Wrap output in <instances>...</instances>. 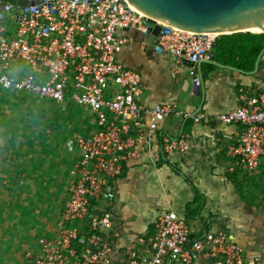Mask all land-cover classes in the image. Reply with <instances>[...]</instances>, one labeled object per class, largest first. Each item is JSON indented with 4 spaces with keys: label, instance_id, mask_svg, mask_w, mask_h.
<instances>
[{
    "label": "built area",
    "instance_id": "built-area-1",
    "mask_svg": "<svg viewBox=\"0 0 264 264\" xmlns=\"http://www.w3.org/2000/svg\"><path fill=\"white\" fill-rule=\"evenodd\" d=\"M155 26L166 31L155 39L154 51L190 63L192 81H198L197 65L211 59L222 34L182 31L135 11L126 0L0 3V88L71 101L92 116L89 133L77 137L81 158L72 171L62 229L40 238L37 255L28 252L26 264H110L113 248L105 230L113 225L109 202L124 166L144 155L156 162L190 151L189 139L159 133L167 118L188 114L169 103L144 105L140 74L119 59L130 32L141 33L146 45ZM239 98L238 108L212 117L242 126L229 153L239 167L255 171L264 160V84L253 95L241 90ZM203 118L208 116L194 119ZM154 225V235L141 240L151 255L131 251L124 264H264V252L247 253L221 231L191 241L190 224L174 211L160 213Z\"/></svg>",
    "mask_w": 264,
    "mask_h": 264
},
{
    "label": "crops",
    "instance_id": "crops-1",
    "mask_svg": "<svg viewBox=\"0 0 264 264\" xmlns=\"http://www.w3.org/2000/svg\"><path fill=\"white\" fill-rule=\"evenodd\" d=\"M129 36L131 42L119 58L140 74L142 103L147 107L169 103L187 113L185 118H167L160 124L159 133L178 137L183 129L182 136L190 140L191 149L187 154L167 155L163 161L160 159L155 162L146 156L150 163L142 160L143 157L127 163L126 174L117 182L114 199L109 202L113 225L105 233V238L113 248L110 264H124L126 254L131 251H137L143 257L151 255L141 240L154 235L156 217L162 212L174 211L185 218L190 205L194 214L188 222L194 237L200 238L210 231H221L229 240L243 246L247 253L264 252V220L261 218V215L264 218V212L261 214L248 194L244 191L240 193L237 188L238 182L242 180L241 171H252L239 167L237 158L229 153L242 134V126L224 124L212 117L238 108L241 90L251 95L261 90L264 65L257 74L245 75L203 64L206 98L197 116L207 115L208 118L196 122L194 118L188 117L200 106L202 96L191 94L193 78L189 66L171 54L148 50L143 40H138L136 32H130ZM213 53L215 57L211 59L231 66L220 59L216 48ZM16 94L19 93L4 103L20 105L19 101L35 97L28 93ZM0 111L5 116L7 113V119L12 115H9L10 111ZM188 126L189 132L185 134ZM19 129L22 137L18 138V142L25 145L30 140V129L28 126ZM0 130L5 128L0 127ZM12 130H15L14 126L6 129L7 132ZM77 137H74L76 147ZM76 153L78 158L74 165L81 158L78 148ZM73 179L71 177L69 184ZM64 198L67 203L68 190ZM57 230L56 234L49 235L56 236Z\"/></svg>",
    "mask_w": 264,
    "mask_h": 264
},
{
    "label": "rangeland",
    "instance_id": "rangeland-1",
    "mask_svg": "<svg viewBox=\"0 0 264 264\" xmlns=\"http://www.w3.org/2000/svg\"><path fill=\"white\" fill-rule=\"evenodd\" d=\"M136 36L140 42L143 40L141 33L136 32ZM119 59L125 64L122 58ZM14 94L0 88V110L12 114L7 119V113L5 116L0 111V127L5 128L0 130V144L8 145L9 148V154L4 155L5 160L0 150V160H4L3 167L0 165V172L4 170L0 174L1 263L16 260L30 246L37 245L40 238L51 237L49 234L62 229L60 222L66 209L64 194L70 185L74 162L78 158L74 137L88 134L92 126L91 114L71 101L59 104L31 96L19 101L20 105L4 103ZM11 126L15 127V131L12 130L7 136L6 129ZM24 126L30 129V140L21 145L18 142V138L22 137L19 128ZM189 128L185 134H188ZM14 149L19 152L17 155L12 154ZM23 168L28 169L29 179H25L19 171ZM258 169L241 171L242 180L238 182L237 188L240 193L244 191L248 194L263 214L264 160ZM9 203L12 205L9 206ZM261 218L264 220L262 215ZM109 231L105 230V233Z\"/></svg>",
    "mask_w": 264,
    "mask_h": 264
},
{
    "label": "water",
    "instance_id": "water-1",
    "mask_svg": "<svg viewBox=\"0 0 264 264\" xmlns=\"http://www.w3.org/2000/svg\"><path fill=\"white\" fill-rule=\"evenodd\" d=\"M8 0H0L5 4ZM131 8L148 17L182 31L191 33H239L241 30L260 31L264 34V0H126ZM33 3V0H27ZM161 31V26H155L146 37L148 50L154 49V42ZM230 35V34H229ZM158 53H162L159 50ZM264 56V48L258 55L255 68L245 72L239 68L223 65L214 59L202 61L197 65L198 81L192 82L191 94L202 96L200 106L188 118H195L202 110L206 98L205 78L202 65L210 64L218 68L232 70L245 75H255L260 68ZM215 53L211 54V58ZM184 64H189L184 61ZM183 133L181 130L180 136Z\"/></svg>",
    "mask_w": 264,
    "mask_h": 264
},
{
    "label": "trees",
    "instance_id": "trees-1",
    "mask_svg": "<svg viewBox=\"0 0 264 264\" xmlns=\"http://www.w3.org/2000/svg\"><path fill=\"white\" fill-rule=\"evenodd\" d=\"M11 1L15 2V0H11ZM215 48H216L218 56L220 57V59L223 60L224 63L229 64L231 66H235V67H237L241 70H244L246 72H250V71L254 70L256 59H257L258 55L260 54V52L264 48V34L263 33H253V32H239V33H234V34H230V35L229 34L223 35L217 40ZM263 65H264V56L260 62V67L262 68ZM209 66L211 67V65H209ZM9 133H12V132H8L7 136H9ZM10 137H12V135H10ZM8 149H9L8 145H1L0 144V150H1V154L3 157L5 154H9ZM18 153L19 152H17V150L14 149L12 154L17 155ZM165 158L166 157H162L161 161H163ZM4 160H5V157H4ZM4 160H3V158L0 160V165L2 167L4 164V162H3ZM142 160H146L150 163L149 159L146 158V156H143ZM27 161H29V160H27ZM158 161H160V160H158ZM47 163H49V162H47ZM127 167L128 166L126 164L124 166V170H123V173H122V176L120 179H122L123 176L126 174ZM19 171L21 172V174H23V177L25 179H29V177L27 175L28 169H23L22 171L21 170H19ZM39 186H43V184H40ZM11 205H12V203H9V206H11ZM191 207H192V205H190L189 208H187V209H189V211L187 213V217H185V218H184V216L181 217V218L185 219L187 222L191 219L192 215L194 214L193 211L190 210ZM1 214L2 213L0 212V215ZM4 216H5V214L2 217H4ZM198 238H199L198 236L194 237L193 235H191V237H190L191 241L192 240L194 241L195 239H198ZM38 251H39L38 246L31 248L29 250H25V252H23L21 254V256H19V258L12 261V263H17V264H23L24 263V264H26V262L28 261L26 254L28 252H32L36 256ZM8 262L9 261L4 262V263L0 262V264H5Z\"/></svg>",
    "mask_w": 264,
    "mask_h": 264
},
{
    "label": "bare ground",
    "instance_id": "bare-ground-1",
    "mask_svg": "<svg viewBox=\"0 0 264 264\" xmlns=\"http://www.w3.org/2000/svg\"><path fill=\"white\" fill-rule=\"evenodd\" d=\"M248 29H244V30H241L240 32H247ZM249 32H253V33H259L260 31H249ZM227 34H232V33H227Z\"/></svg>",
    "mask_w": 264,
    "mask_h": 264
}]
</instances>
